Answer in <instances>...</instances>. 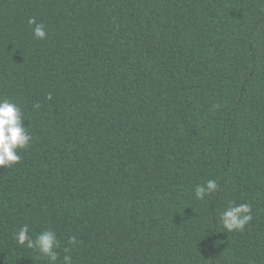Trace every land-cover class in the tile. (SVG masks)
Here are the masks:
<instances>
[{"label": "trees", "instance_id": "16d2710c", "mask_svg": "<svg viewBox=\"0 0 264 264\" xmlns=\"http://www.w3.org/2000/svg\"><path fill=\"white\" fill-rule=\"evenodd\" d=\"M0 98L33 138L0 166V264H49L23 225L57 264H264V0H0Z\"/></svg>", "mask_w": 264, "mask_h": 264}, {"label": "clouds", "instance_id": "9594fccd", "mask_svg": "<svg viewBox=\"0 0 264 264\" xmlns=\"http://www.w3.org/2000/svg\"><path fill=\"white\" fill-rule=\"evenodd\" d=\"M29 25H34L32 32L36 39H46L47 31L43 23H38L35 17L28 20ZM48 99H52L49 94ZM40 105H34L39 109ZM215 107H219L216 105ZM24 113L18 103L8 98H0V166L12 167L22 159L21 151L26 150L31 142L32 135L24 123ZM219 190V185L215 180H208L204 184H198L194 188L196 199L203 200L207 195ZM219 222L228 232L244 231L246 225L253 220V208L249 203L236 204L228 201L227 206L219 214ZM18 245L33 249L42 257H46L49 264H57L61 247L57 234L52 229H45L35 236L29 233L27 225H23L14 234ZM70 245H76L78 241L75 236L69 238ZM65 253H69V248H64ZM63 264H73L69 254L63 256Z\"/></svg>", "mask_w": 264, "mask_h": 264}]
</instances>
